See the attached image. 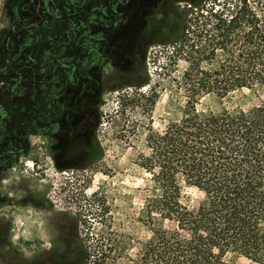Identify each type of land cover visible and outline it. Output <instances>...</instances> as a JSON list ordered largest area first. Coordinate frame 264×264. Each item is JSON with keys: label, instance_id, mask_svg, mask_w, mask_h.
I'll list each match as a JSON object with an SVG mask.
<instances>
[{"label": "trees", "instance_id": "obj_1", "mask_svg": "<svg viewBox=\"0 0 264 264\" xmlns=\"http://www.w3.org/2000/svg\"><path fill=\"white\" fill-rule=\"evenodd\" d=\"M187 2L174 5L179 30L166 42L188 45L186 104L180 118L147 135L140 164L153 173L155 194L134 262L234 264L237 254L264 264V0ZM235 92L242 95L220 111L199 109L207 95ZM185 185L201 195L193 207ZM86 256L79 252L80 263Z\"/></svg>", "mask_w": 264, "mask_h": 264}, {"label": "flooded vegetation", "instance_id": "obj_2", "mask_svg": "<svg viewBox=\"0 0 264 264\" xmlns=\"http://www.w3.org/2000/svg\"><path fill=\"white\" fill-rule=\"evenodd\" d=\"M173 2L29 0L0 35V210L8 208L0 213L6 216L0 217V238L9 241L12 257L27 258L24 264L80 263L76 225L55 212L54 219L46 217L52 205L45 192L29 189L22 156L40 136L60 169H83L99 159L94 114L104 90L110 81L141 80L132 73L148 49L179 30ZM16 92L23 100L19 119L8 106ZM14 173L17 198L7 187ZM20 215L38 219L17 226Z\"/></svg>", "mask_w": 264, "mask_h": 264}, {"label": "rangeland", "instance_id": "obj_3", "mask_svg": "<svg viewBox=\"0 0 264 264\" xmlns=\"http://www.w3.org/2000/svg\"><path fill=\"white\" fill-rule=\"evenodd\" d=\"M28 1L0 0V35L14 24ZM173 3L180 8L188 5L187 0ZM183 45L182 41L177 45L154 43L140 70L132 73L133 79H141L138 83L129 79L119 80V84L118 80L110 81L102 96V106L94 114L101 154L93 164L83 169L56 167L40 136L31 138V149L22 156L29 189L45 192L47 203L52 205L47 208L46 217L54 219L55 212L69 225H76L77 254L83 249L89 254L79 264H135L141 244L149 235L142 217L146 201L154 197V181L153 173L141 166V156L150 152L146 140L150 129L161 130L183 114L185 73L189 68L188 45ZM202 67H207L205 62ZM105 71L108 77L112 75L110 66ZM240 95L235 92L222 100L207 95L199 109L220 111ZM8 106L15 118L22 115L23 100L17 92L10 97ZM17 179L14 173L7 184L15 198L21 194L17 191ZM183 195L191 207L201 196L189 185L184 186ZM2 211L7 212L8 208ZM0 217L6 218L1 214ZM35 218L38 215L28 220L20 215L16 224L23 227L22 221L33 222ZM8 244L0 238V264H24L27 258L12 257ZM95 246L101 247L102 252L94 254ZM28 259L33 262L32 254ZM231 260L234 264H257L237 254Z\"/></svg>", "mask_w": 264, "mask_h": 264}]
</instances>
